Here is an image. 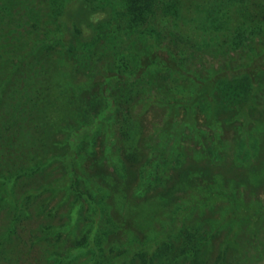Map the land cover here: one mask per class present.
Instances as JSON below:
<instances>
[{"label":"trees","instance_id":"1","mask_svg":"<svg viewBox=\"0 0 264 264\" xmlns=\"http://www.w3.org/2000/svg\"><path fill=\"white\" fill-rule=\"evenodd\" d=\"M121 3L116 24L103 26L101 35V15L108 12L94 9L89 0H0V27L8 25L6 32L0 28V211L13 212L12 221L0 226V264L17 263L12 236L33 218V208L39 207L38 214L45 215L47 202L62 184L69 191L78 189L71 163L84 158L82 151L93 140L89 135L99 132L102 122L108 127L120 124L122 135L133 147L143 135L142 107L166 110L160 133L149 137L155 148L147 162L148 174L141 175L144 192L167 182V171L181 163L184 142L192 144L198 156L219 160L229 129L241 162L251 161L260 150L264 0ZM56 7L60 24L54 30L41 19L47 8ZM158 11L170 21L165 30L156 24ZM100 40L102 44H97ZM64 50L68 54L85 51L76 57L78 74L93 56H115V75H110V81L116 85L102 89L99 83L92 91L95 86L88 80L77 84L67 77L60 79L54 57ZM192 50L206 55L208 63L196 65ZM140 66L145 70L138 76L135 68ZM120 72L126 77H117ZM146 85L151 93L141 97L140 90L145 92ZM63 123H68L63 130L69 139L59 141L56 135ZM111 132L107 133L110 138ZM63 145L71 149L76 145L79 152L62 153ZM61 159L69 164L64 180L56 177L60 167L52 166ZM200 171L183 172L176 186L167 189L168 196L175 197L190 182L200 190ZM207 190L216 195L209 184ZM228 244L225 253L233 252L239 264L264 260V238L259 230L235 231ZM53 248L49 251L53 264H69ZM146 256L145 264H201L199 248L186 247L180 238L176 245Z\"/></svg>","mask_w":264,"mask_h":264},{"label":"rangeland","instance_id":"2","mask_svg":"<svg viewBox=\"0 0 264 264\" xmlns=\"http://www.w3.org/2000/svg\"><path fill=\"white\" fill-rule=\"evenodd\" d=\"M89 1L94 9L108 12L101 15L104 22L99 33L104 35L103 26L116 24L122 10L121 0ZM58 10V7L45 10L41 19L45 27L57 29L60 24ZM156 24L165 30L170 21L158 11ZM0 28L6 32L8 25ZM67 36L76 42L74 36ZM35 38L42 40L45 37ZM192 51L196 65L208 63L206 55ZM85 54L83 50L75 54H68L66 50L57 53L54 58L58 77H67L77 84L87 80L94 86L102 83V89L115 86L110 81L115 56L105 57L100 53L91 57L86 62L88 67L78 70L79 75L76 69L80 64L78 61L76 64V57ZM60 58L61 64L58 63ZM135 70L141 76L145 68L140 66ZM120 74L122 72L116 76L126 77ZM145 87V92L140 90L141 97L143 94L148 97L146 92L151 93L150 87ZM142 109L143 135L134 149L126 142L118 123L110 125L112 129L102 122L99 132L89 135L93 140L91 146L82 151L84 158L71 163L78 189L73 187L74 180L70 191L63 181L54 198L47 202L45 215L38 214L39 207L33 208V218L12 236L11 245L17 258L15 264H53L55 261L49 253L53 247L58 248L69 264L99 261L104 264H113L114 261L118 264H145L146 255L176 245L178 238L184 239L186 247L199 248L201 264H239L233 252L225 253L233 232L254 229L259 230L264 238V131L257 135L260 142L258 154L246 163L238 159L237 144L233 131L229 129L219 160L198 156L196 148L184 142L180 149L181 163L167 171V182L144 192L141 175L148 174L147 162L155 148L149 137L160 133L167 112L159 106ZM67 126L68 123L61 125L62 129L56 135L59 141L69 139V133L63 130ZM109 130L112 131L111 138L107 136ZM77 150L76 145L72 149L63 145L62 153L74 155L79 152ZM58 162L52 166L60 167L56 177L64 180L69 164L63 163L62 159ZM198 169L203 170L199 175L202 179L200 190H195V182H190L174 198L168 196L167 189L176 186L183 172ZM207 184L214 188L216 195L211 196ZM231 195L235 196L237 203ZM12 213L0 211V226L12 221ZM243 264H264V260Z\"/></svg>","mask_w":264,"mask_h":264}]
</instances>
